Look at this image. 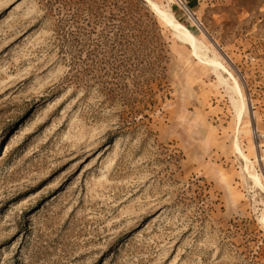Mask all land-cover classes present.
Listing matches in <instances>:
<instances>
[{"label": "rangeland", "instance_id": "obj_1", "mask_svg": "<svg viewBox=\"0 0 264 264\" xmlns=\"http://www.w3.org/2000/svg\"><path fill=\"white\" fill-rule=\"evenodd\" d=\"M152 1L199 57L149 0H0V264H264V0Z\"/></svg>", "mask_w": 264, "mask_h": 264}, {"label": "bare ground", "instance_id": "obj_2", "mask_svg": "<svg viewBox=\"0 0 264 264\" xmlns=\"http://www.w3.org/2000/svg\"><path fill=\"white\" fill-rule=\"evenodd\" d=\"M149 2L152 4L151 6H153L161 14L160 16H162V18H164L165 21H167L169 23V25L177 31L176 33H177L178 37H180L181 39L185 40L186 42H188L192 45L193 51L197 55V46L195 44V42H196L195 40H197V38L191 33V31L186 26H184L179 21H177L170 12L162 9L158 4H156L152 0H149ZM205 61L208 64L212 65L214 71L218 70V69L223 70V72H225L228 75V78L232 81V84H229L228 80L226 78H223L222 75H220V74H222V73H220L221 71L219 72L220 74H218V79L221 81V83L225 84L226 89L228 90V92H230L229 95H230V99H231V103H232V107H233V111H234V115H235V122H236V126L239 129L240 125L243 122L244 113L246 111V105H245V102L243 99L242 90H241V87L238 83V80L233 75V73L230 70H228L220 62V60H217L216 58H212V59H206ZM216 73H218V72H216ZM254 143H257V142L254 140ZM256 145L260 147V151L262 153V155H260V156H261V159L264 161V148H262V146L260 144H256ZM234 149L242 156V158L244 159L246 166H247V164L250 163V161H249L248 157L246 156V154H244V152L242 151V149L238 143L237 138L234 140ZM255 151L258 152L257 148ZM251 176L255 182H259V177L257 174H252Z\"/></svg>", "mask_w": 264, "mask_h": 264}, {"label": "built area", "instance_id": "obj_3", "mask_svg": "<svg viewBox=\"0 0 264 264\" xmlns=\"http://www.w3.org/2000/svg\"><path fill=\"white\" fill-rule=\"evenodd\" d=\"M254 140L259 144L262 143L264 145V125L262 128H258L256 125L253 128L252 131Z\"/></svg>", "mask_w": 264, "mask_h": 264}]
</instances>
